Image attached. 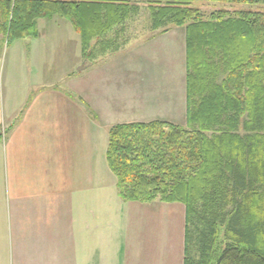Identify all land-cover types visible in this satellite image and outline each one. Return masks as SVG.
<instances>
[{
  "label": "trees",
  "instance_id": "1",
  "mask_svg": "<svg viewBox=\"0 0 264 264\" xmlns=\"http://www.w3.org/2000/svg\"><path fill=\"white\" fill-rule=\"evenodd\" d=\"M197 1L0 0V38L7 46L36 38L40 19L60 17L92 63L94 46L113 50L109 34L140 3L155 31L184 28L187 127L117 125L107 163L123 200L185 206V264H264V0H207L247 6L209 20L193 6Z\"/></svg>",
  "mask_w": 264,
  "mask_h": 264
},
{
  "label": "crops",
  "instance_id": "2",
  "mask_svg": "<svg viewBox=\"0 0 264 264\" xmlns=\"http://www.w3.org/2000/svg\"><path fill=\"white\" fill-rule=\"evenodd\" d=\"M58 18L40 19L38 37L22 40H34L25 49L22 41L6 47L0 38V71L15 45L24 77L28 66L51 60L60 48L51 41L59 45L75 33ZM170 38L179 43L175 77H164L168 66L159 73L158 66L124 58L79 59L84 68H69L63 86L27 80L25 105L9 113L0 86V264H185V206L123 200L106 157L117 125L187 127L186 31L147 43L159 41L154 49H162L160 39ZM175 79L181 84L171 91Z\"/></svg>",
  "mask_w": 264,
  "mask_h": 264
},
{
  "label": "rangeland",
  "instance_id": "3",
  "mask_svg": "<svg viewBox=\"0 0 264 264\" xmlns=\"http://www.w3.org/2000/svg\"><path fill=\"white\" fill-rule=\"evenodd\" d=\"M193 6L200 9L203 18H205L206 20H209L211 14L222 9L235 11L247 8V6L224 5L220 3H212L207 0H199L195 2ZM260 7L264 9V6ZM139 8V12L134 13L130 20H128L123 27H117L115 31H112L110 33L108 39L113 43V46H115L113 47V50H104L102 49L103 46L101 45L94 46L97 51V56L93 60V62L95 61L96 64H101L107 60L118 57L144 63L145 68H147L150 64H153L154 66L160 67L159 73L161 72L162 68L165 67L166 69V66H168V72L164 75V77H175V75L177 74L174 71L176 70V67L175 69H173L171 65L175 66L179 60V43L176 42L177 39H160V45L162 49L157 47V50H155L154 46L159 41H155L153 44H151L150 42L147 43V41L165 33L161 32L163 29L157 31L153 29V19L146 3H140ZM257 8L258 7H249V9L253 10H256ZM58 19L60 27L66 24L63 29L69 28L70 24L67 21L63 20L60 17ZM54 23L55 22L51 24ZM183 30L184 28L177 29V27L171 28L170 26L166 33L169 32V35L172 33L181 34ZM79 39V35L73 33L71 36H65L64 38H59L58 40H56L59 45L51 41L52 46L60 47L59 51L56 50L55 53L53 52L51 60L47 59V62L41 61L40 66H37L36 64L34 70H32L28 66L26 70V77L23 76V67L21 63L23 52H21L20 50L16 52L15 48H17V45H15L14 47H10L7 50L8 54L5 57V61L3 62L0 71V86L2 89V92H0L2 93L3 103L5 104V108L8 113L10 112V110L13 111L15 109L16 111H19L23 108L21 107V105H25L24 101H22L23 98L21 99V96L27 95L23 93V87H26L25 84L27 83V80L33 82V86L34 84L37 85L38 83L46 84V81L51 84H58L63 86L65 81L68 79L67 76L66 78H64L65 72L69 68L72 69V71L75 69L76 71H78L79 66L76 64L77 61H79V59L85 61V57L83 56L80 48L81 46ZM25 42L26 41H22L18 44L19 46H23L25 49L26 46L29 43L34 42V40L31 39L30 41H27L26 43ZM4 46L9 47L7 46L6 42L4 43ZM115 48H118L117 50L120 51H115ZM12 59L14 63L11 61ZM81 68L83 69L84 67ZM84 72L85 73L83 74L87 73V71ZM166 81L167 80L162 82L164 83ZM180 84L181 82L175 79L171 80V84H169V86L175 85L179 87ZM175 86H173L171 91L176 90ZM173 98L174 96H171L170 103L172 104L174 103ZM6 118L9 119L8 116H6ZM194 257L196 259L199 258L198 252L194 253Z\"/></svg>",
  "mask_w": 264,
  "mask_h": 264
},
{
  "label": "built area",
  "instance_id": "4",
  "mask_svg": "<svg viewBox=\"0 0 264 264\" xmlns=\"http://www.w3.org/2000/svg\"><path fill=\"white\" fill-rule=\"evenodd\" d=\"M5 133V131L3 130V134Z\"/></svg>",
  "mask_w": 264,
  "mask_h": 264
},
{
  "label": "water",
  "instance_id": "5",
  "mask_svg": "<svg viewBox=\"0 0 264 264\" xmlns=\"http://www.w3.org/2000/svg\"><path fill=\"white\" fill-rule=\"evenodd\" d=\"M79 69H82L81 67Z\"/></svg>",
  "mask_w": 264,
  "mask_h": 264
}]
</instances>
